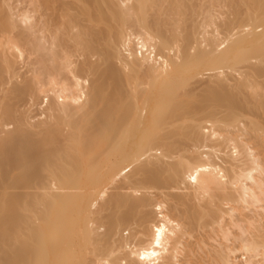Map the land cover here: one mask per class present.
Instances as JSON below:
<instances>
[{"label":"bare ground","instance_id":"bare-ground-1","mask_svg":"<svg viewBox=\"0 0 264 264\" xmlns=\"http://www.w3.org/2000/svg\"><path fill=\"white\" fill-rule=\"evenodd\" d=\"M0 264H264V0H0Z\"/></svg>","mask_w":264,"mask_h":264},{"label":"snow or ice","instance_id":"snow-or-ice-1","mask_svg":"<svg viewBox=\"0 0 264 264\" xmlns=\"http://www.w3.org/2000/svg\"><path fill=\"white\" fill-rule=\"evenodd\" d=\"M193 180H195V177H192ZM153 255H155V253H153Z\"/></svg>","mask_w":264,"mask_h":264}]
</instances>
